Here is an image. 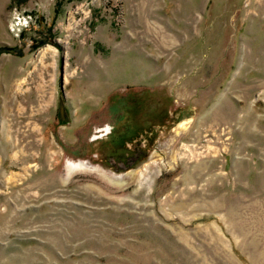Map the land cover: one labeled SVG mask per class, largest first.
<instances>
[{
  "label": "rangeland",
  "instance_id": "374dc122",
  "mask_svg": "<svg viewBox=\"0 0 264 264\" xmlns=\"http://www.w3.org/2000/svg\"><path fill=\"white\" fill-rule=\"evenodd\" d=\"M0 264H264V0H0Z\"/></svg>",
  "mask_w": 264,
  "mask_h": 264
}]
</instances>
